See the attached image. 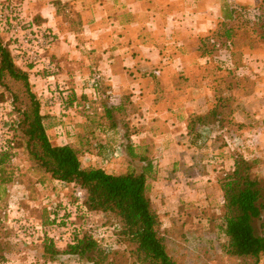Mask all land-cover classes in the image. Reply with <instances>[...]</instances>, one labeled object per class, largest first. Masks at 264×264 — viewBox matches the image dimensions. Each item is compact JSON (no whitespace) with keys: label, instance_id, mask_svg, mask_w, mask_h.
I'll return each instance as SVG.
<instances>
[{"label":"crops","instance_id":"0c3cea01","mask_svg":"<svg viewBox=\"0 0 264 264\" xmlns=\"http://www.w3.org/2000/svg\"><path fill=\"white\" fill-rule=\"evenodd\" d=\"M0 2L20 4L22 16L54 36L45 53L50 70L26 69L16 61L29 73L41 114L46 116L50 142L56 146L76 143L90 160L99 163L105 150L119 143L121 157L126 159L128 136L138 161L146 156L158 164L149 184L163 228H170L163 222L174 221L183 208H209L215 198L221 202L217 179L232 169L236 154L261 158L264 171V152L257 147V136L264 137V119L262 127L242 120L239 101L233 110L234 125L225 127L239 143L228 137L210 138L199 147L187 134L189 116L205 114L215 102L208 77L194 73L204 71L207 59L201 57L198 46L224 20L225 0ZM153 74L160 76L155 82ZM95 81L104 87L93 101ZM65 95L79 103L88 102L90 111L62 109ZM213 155L219 162L206 164ZM129 161L125 160L126 168ZM92 167L114 175L123 173L116 168Z\"/></svg>","mask_w":264,"mask_h":264},{"label":"trees","instance_id":"16d2710c","mask_svg":"<svg viewBox=\"0 0 264 264\" xmlns=\"http://www.w3.org/2000/svg\"><path fill=\"white\" fill-rule=\"evenodd\" d=\"M242 10V5L225 4L224 20L200 40L198 48L202 58L210 57V43L214 49L222 39L232 66V58L236 56L235 47H238L235 41L240 37L247 40L245 43L249 49L257 47L259 40L253 35L254 31H250L252 35L247 34L246 26L252 23L238 14ZM32 23L40 26L33 20ZM259 39L264 41V34ZM234 66L238 68L239 63L235 61ZM95 83L93 101L97 100L100 89L104 87L98 81ZM210 83L215 104L205 114H191L187 121V134L191 136L193 145L206 142V138L200 140L204 137L202 131L206 132L208 139H238L233 136V131L225 127L234 125L232 115L238 101H234V95L230 92L240 86L216 77ZM252 92V87H249L242 96H249ZM4 101L10 105L9 114L16 126L7 149L0 152L2 192H5L6 184L11 182L6 166L14 158L15 150L23 149L33 168L51 180L75 186L84 210L103 215L112 229L114 245L111 248L91 233L80 230L73 232L63 250L57 248L52 239L44 236L43 258L53 262L60 255L74 256L88 264H184L168 252L167 240L173 230L172 227H162L150 196L149 180L154 174L152 164L147 162L140 172L129 168L125 173L114 175L101 168L83 167L79 150L69 144L53 145L46 134V116L41 114V104L32 88L29 74L16 64L11 42L4 40L0 34V103ZM233 101L234 105L226 113L225 110ZM61 103L70 109L79 106L76 100L70 98H65ZM88 109L87 103L82 111ZM110 112L107 109V113ZM125 140L126 154L131 158L138 157L129 142L130 138L126 136ZM120 145L106 149L103 157L116 152ZM139 161L146 162V156H140ZM257 164V160L236 154L232 169L223 171L217 179L222 193V213L217 226V231L223 237L221 250L227 257L248 264H264V178L255 174L254 167Z\"/></svg>","mask_w":264,"mask_h":264},{"label":"rangeland","instance_id":"374dc122","mask_svg":"<svg viewBox=\"0 0 264 264\" xmlns=\"http://www.w3.org/2000/svg\"><path fill=\"white\" fill-rule=\"evenodd\" d=\"M262 1L225 0L226 5L243 6L244 10L238 14H240V18L252 23L251 25L247 24L246 28L249 33H246L252 35L250 31H254L253 35L259 40L257 47L249 49L245 43L247 40L240 37L238 41H235L238 47H235L236 56L232 58V66L228 52L222 45L224 40L222 39L214 49L210 43L208 50L211 49L212 53L208 57L205 67L203 66L202 70L204 71L200 70L201 73H194L197 77L205 78L207 76L208 81L216 77L221 80L226 79L234 86L239 84L240 88L230 93L234 95L235 102L236 100L240 101L241 118L246 122L251 120L258 127H262L264 119V41L259 39V36L264 34L262 27L264 3ZM235 61L239 63L238 68L234 66ZM20 64L26 69L31 67V65ZM153 76V82H155V78H160L159 74H153ZM249 87H252V94L242 96ZM32 88H34L33 84ZM65 96L68 98L67 95ZM234 101L227 107L226 113L229 108H232ZM76 103L79 104V108L75 107L71 110L81 113L87 106L86 102ZM214 104L215 102L211 103L210 107ZM60 106L64 107V104L60 102ZM90 109L91 105L89 104V109L86 111L89 112ZM60 128L63 131V128ZM252 129L256 130V128ZM202 132L204 137L200 140L206 138L207 141L206 132ZM257 138L258 151L264 152V137L261 139V136L258 135ZM75 144L72 146L79 150V158L83 167L101 166L105 170L108 167L116 168L123 173L132 168L140 172L148 162L141 163L138 161V157L131 158L128 155L126 159L124 156L122 158V152L118 148L113 157L105 158V156L101 162L96 163V161L90 160L87 154H84V149L76 147ZM205 144L206 142H202L196 145L203 147ZM146 158L149 160L148 157ZM123 159L126 162L130 160L127 168V163ZM256 160L258 164L254 167V172L264 178V171L260 166L263 160L262 162L261 158ZM208 161L206 164L212 165L217 164L219 159L217 155H213L208 158ZM149 162L153 167L157 164L154 158H151ZM260 162L261 164H259ZM6 170L11 182L6 184L5 192H2V186L0 187V264H88L85 260H79L74 256L60 255L53 262L47 261L42 256L44 236L52 239L56 247L63 250L70 242L73 232L77 230L91 233L106 247L111 248L114 245L112 229L108 227V222H105L103 215L85 211L76 187L51 180L33 168L23 149L15 150V156L7 164ZM221 213L220 201L218 202L215 198L209 208L200 205L183 208L181 214L174 221L163 222L164 226L170 225L173 230L167 240L168 252L184 264H248L236 258H229L222 252L220 244L223 242V237L217 231L218 218Z\"/></svg>","mask_w":264,"mask_h":264},{"label":"built area","instance_id":"2783aa9c","mask_svg":"<svg viewBox=\"0 0 264 264\" xmlns=\"http://www.w3.org/2000/svg\"><path fill=\"white\" fill-rule=\"evenodd\" d=\"M0 34L7 37L6 41L11 42L16 61L31 65L32 68L51 69V61L46 58L45 53L54 41V36L48 29L36 26L22 16L20 4L0 2ZM10 111L8 103H0V152L7 149L8 141L14 135L16 124L9 114ZM235 141L239 143L238 139ZM115 153L107 154L105 158L113 157Z\"/></svg>","mask_w":264,"mask_h":264}]
</instances>
